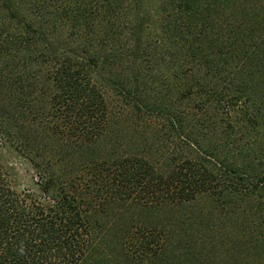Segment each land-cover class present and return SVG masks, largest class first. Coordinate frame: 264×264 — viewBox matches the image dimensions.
<instances>
[{"label":"trees","instance_id":"1","mask_svg":"<svg viewBox=\"0 0 264 264\" xmlns=\"http://www.w3.org/2000/svg\"><path fill=\"white\" fill-rule=\"evenodd\" d=\"M47 136L89 162L55 175ZM6 144L48 197L16 191L0 156V264H83L87 214L108 196L157 209L215 198L229 214L237 203L200 237L173 245L145 229L144 244L183 264H264V0H0Z\"/></svg>","mask_w":264,"mask_h":264},{"label":"rangeland","instance_id":"2","mask_svg":"<svg viewBox=\"0 0 264 264\" xmlns=\"http://www.w3.org/2000/svg\"><path fill=\"white\" fill-rule=\"evenodd\" d=\"M108 75L105 72L101 74L102 77ZM114 93L108 88L110 98L114 97ZM113 109L115 114L121 113L117 107L114 106ZM120 120V128L126 129L124 118ZM44 143V149L41 150L46 154L45 161H50L47 164L51 165L57 176L70 177V172L76 167L79 168L82 161L89 162L87 158L89 153L83 156L77 154L72 149L74 146L64 147L49 136L44 138ZM110 149L109 144L104 145L103 155L106 156ZM69 154L72 155L67 156ZM0 156L9 171L13 188L18 192L27 190L37 200L46 204L48 193L44 191L40 177L37 175L39 171L28 160V156L16 144H6L0 149ZM50 193L53 195V190ZM235 204L229 206L231 211L229 214L224 206L215 203V198L202 199L197 204L183 209H157L136 205V202L121 200L118 196H108L103 200L93 201V209L87 214L93 243L83 264H183V258L176 256L177 252L172 246L169 250L165 249V252L161 251L156 243L148 248L143 241V231L164 229L172 237L171 244L175 245L187 233H198L199 237L202 236L200 223L206 217L213 215L214 221L229 224L234 217L233 210L237 203ZM157 235L160 237L159 233Z\"/></svg>","mask_w":264,"mask_h":264}]
</instances>
